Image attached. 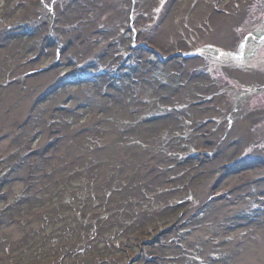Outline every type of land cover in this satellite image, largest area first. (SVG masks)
I'll list each match as a JSON object with an SVG mask.
<instances>
[{
  "label": "rangeland",
  "instance_id": "374dc122",
  "mask_svg": "<svg viewBox=\"0 0 264 264\" xmlns=\"http://www.w3.org/2000/svg\"><path fill=\"white\" fill-rule=\"evenodd\" d=\"M0 264H264V0H0Z\"/></svg>",
  "mask_w": 264,
  "mask_h": 264
},
{
  "label": "bare ground",
  "instance_id": "6f19581e",
  "mask_svg": "<svg viewBox=\"0 0 264 264\" xmlns=\"http://www.w3.org/2000/svg\"><path fill=\"white\" fill-rule=\"evenodd\" d=\"M233 31H230V30H228L227 31V34H223V37L222 38H220V37H218V33H216V32H214L213 34H211V35H209L208 37L207 36H204L203 38L204 39H202L203 40V42H219V43H222L223 45L226 43V42H228L230 39H232V37H233ZM218 39V40H217ZM221 41V42H220ZM240 76L243 78V79H247L248 77H247V75L246 74H244V73H240ZM214 105H216L217 107H219L220 106V104H221V100H220V98L218 97V96H215L214 97ZM210 106V105H209ZM211 107H213V108H215V106H211ZM249 121V116H245L244 118H242L241 120H239V121H237V124L238 125H240V127H242L243 129H244V134L246 135L245 136V138L248 140V139H250V133H249V131H248V129H247V122ZM235 178H237L236 176H234L233 178H232V180H234L235 181Z\"/></svg>",
  "mask_w": 264,
  "mask_h": 264
}]
</instances>
